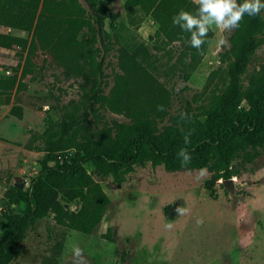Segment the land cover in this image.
Wrapping results in <instances>:
<instances>
[{
  "label": "rangeland",
  "instance_id": "obj_1",
  "mask_svg": "<svg viewBox=\"0 0 264 264\" xmlns=\"http://www.w3.org/2000/svg\"><path fill=\"white\" fill-rule=\"evenodd\" d=\"M123 2L98 0L117 14L113 21L105 19L113 45L105 54L100 49L96 58L104 57V92L114 85V73L123 72L118 46L134 43L144 49L138 60L148 70L146 80L157 78L168 92L158 128L172 124L173 116L185 110L202 120L211 95L225 84L220 56L232 29L210 26L211 39L192 68L185 44L155 36V22L126 10ZM259 14L264 20V9ZM0 31L28 42L32 36V30L2 23ZM261 36L240 74L242 88L264 68V30ZM221 38L225 44L219 43ZM25 53L17 45L0 46V224L13 214L23 217L15 241L17 254L6 264H73V243L83 249V264H264V143H248L234 152L230 160L234 186L229 187L222 178L209 181L206 168L198 176L199 168L170 170L148 159L133 163L117 184L92 161L83 162L110 199L90 233L55 223L49 210H26L25 201L17 207L8 202L17 177L28 198L34 181L49 180L41 173L43 157L54 155L49 165L71 160L92 142L113 139L115 123L127 121L121 113L91 105L85 94L90 82L82 73L57 65L40 48L31 55L28 71L23 69ZM62 138L70 143L67 148L49 152L48 141L59 139L64 146ZM68 206L77 208L73 202ZM178 206L186 211L177 212ZM107 227L111 239L104 235ZM1 231L0 225V239Z\"/></svg>",
  "mask_w": 264,
  "mask_h": 264
},
{
  "label": "trees",
  "instance_id": "obj_2",
  "mask_svg": "<svg viewBox=\"0 0 264 264\" xmlns=\"http://www.w3.org/2000/svg\"><path fill=\"white\" fill-rule=\"evenodd\" d=\"M123 7L149 16L156 24L155 36L185 44L192 54L191 66H196L198 56L205 52L211 39V30L197 50L186 42L188 34L171 23V16L176 11L181 8L193 10L196 1L124 0ZM116 17V13L99 4L98 0H0V23L32 30L29 42L25 37L0 31V46L17 45L26 50L23 69L31 71V55L40 48L57 65L88 77L90 85L85 94L91 105L97 104L127 118V121L115 123L113 139L92 142L78 157L63 159L62 163L54 165L48 164L54 159L52 153L43 157L41 173L50 178L34 181L29 198V193L16 185L7 195L8 202L16 207L20 201H25L26 210L31 207L49 210L55 223L83 233H90L98 225L110 201L100 183L85 171L83 162L92 161L117 184L122 182L124 173L133 163H142L146 159L152 164L163 163L170 170L204 166L210 171L209 181L215 182L218 178H231L230 160L236 150L248 143H264V68L255 73L245 88L240 84L241 72L262 41L264 20L259 12L253 16L245 14L239 26L232 29L228 47L220 56V61L225 64V84L211 95L204 110L205 117L201 120L191 110H185L184 114L173 116V123L162 129L157 124L165 113L168 92L157 78L146 80L148 70L138 60L144 50L141 45L118 46L123 72L114 73V85L104 92V57L96 58L100 49L105 54L113 45L111 34L105 28V19L113 21ZM185 136L188 138L186 144ZM66 140L64 146L59 145V139L48 141V151L54 154L65 150L70 144ZM181 147L187 148L191 155L186 167L180 165L176 156ZM205 187L210 189L207 182ZM70 202L77 208H69ZM22 220V216L13 214L0 224V264H6L17 254L15 241ZM109 230L107 227L104 235L111 239Z\"/></svg>",
  "mask_w": 264,
  "mask_h": 264
},
{
  "label": "clouds",
  "instance_id": "obj_3",
  "mask_svg": "<svg viewBox=\"0 0 264 264\" xmlns=\"http://www.w3.org/2000/svg\"><path fill=\"white\" fill-rule=\"evenodd\" d=\"M264 9V0H196L193 10L179 9L171 16V23L178 26L182 32H186V42L199 50L205 42L210 26L216 25L222 30H231L239 26L241 18L247 14L253 16ZM220 44L226 41L221 38ZM187 136L184 137L185 144ZM178 162L186 167L191 161V155L187 148L181 147L176 153ZM205 173V167L198 169V176ZM177 212L186 211L179 206ZM166 227H170L166 225ZM70 255L73 264H83L85 259L83 249L79 243H73L70 247Z\"/></svg>",
  "mask_w": 264,
  "mask_h": 264
},
{
  "label": "water",
  "instance_id": "obj_4",
  "mask_svg": "<svg viewBox=\"0 0 264 264\" xmlns=\"http://www.w3.org/2000/svg\"><path fill=\"white\" fill-rule=\"evenodd\" d=\"M19 179H20V178L17 177L16 186H17V187H22L23 183H22ZM231 181H232V178H228V179L223 180L224 184H225L227 187H229V184L231 183Z\"/></svg>",
  "mask_w": 264,
  "mask_h": 264
}]
</instances>
